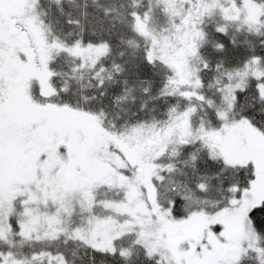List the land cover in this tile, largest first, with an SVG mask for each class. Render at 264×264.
<instances>
[{"label": "snow or ice", "instance_id": "obj_1", "mask_svg": "<svg viewBox=\"0 0 264 264\" xmlns=\"http://www.w3.org/2000/svg\"><path fill=\"white\" fill-rule=\"evenodd\" d=\"M0 264H264V0H0Z\"/></svg>", "mask_w": 264, "mask_h": 264}]
</instances>
